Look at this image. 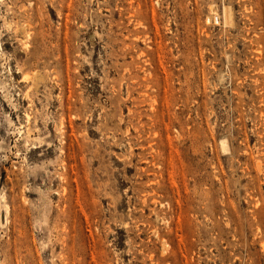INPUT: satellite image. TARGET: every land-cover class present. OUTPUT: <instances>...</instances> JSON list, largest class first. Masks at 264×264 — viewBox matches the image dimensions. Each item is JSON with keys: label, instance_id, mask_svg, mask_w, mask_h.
<instances>
[{"label": "rangeland", "instance_id": "obj_1", "mask_svg": "<svg viewBox=\"0 0 264 264\" xmlns=\"http://www.w3.org/2000/svg\"><path fill=\"white\" fill-rule=\"evenodd\" d=\"M0 264H264V0H0Z\"/></svg>", "mask_w": 264, "mask_h": 264}, {"label": "bare ground", "instance_id": "obj_2", "mask_svg": "<svg viewBox=\"0 0 264 264\" xmlns=\"http://www.w3.org/2000/svg\"><path fill=\"white\" fill-rule=\"evenodd\" d=\"M227 7V6H226ZM222 18H223V23H224V26H228V25H231V23L233 22L232 20V15H231V11H229L228 9H224L223 10V15H222ZM233 25V24H232ZM37 82V81H36ZM220 147H221V151L222 153H226L228 152V146H227V143L225 141H221L220 143ZM257 164V163H256ZM3 202V200H1Z\"/></svg>", "mask_w": 264, "mask_h": 264}]
</instances>
